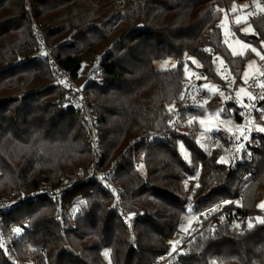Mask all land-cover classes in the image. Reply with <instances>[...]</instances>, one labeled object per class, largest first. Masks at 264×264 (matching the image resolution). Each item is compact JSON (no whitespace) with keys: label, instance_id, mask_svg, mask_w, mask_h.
<instances>
[{"label":"trees","instance_id":"obj_1","mask_svg":"<svg viewBox=\"0 0 264 264\" xmlns=\"http://www.w3.org/2000/svg\"><path fill=\"white\" fill-rule=\"evenodd\" d=\"M30 1L46 44L78 80L82 55L111 37L105 27L108 11L99 5L104 0L97 5L89 0ZM249 1L138 0L136 12L131 8L130 24L99 58L95 78L80 84L98 120L101 165L115 162V180L124 187L126 202L142 216L130 232L111 208L103 186L82 178L65 196L70 206L84 202L75 228H62L55 221L54 204L45 198L25 201L3 215L0 231L28 225L14 243L22 264H153L184 232L179 223L186 204L199 213L219 202L240 200V207L256 210V202L264 196V134L257 130V124L264 125L260 117L264 99L254 120L258 145L252 147V159L234 169L229 154L235 132L228 139L220 137L209 152L196 144L195 121L170 141L144 140L162 129L165 104L179 95L183 65L191 63L186 56L196 58L213 77H217L213 58L218 56L239 80L249 52L232 55L216 21L222 8ZM259 2L262 11L249 18L254 34L242 36L257 47L264 43V0ZM29 15L24 0H0V199L44 183L56 186L91 162L82 123L73 110L57 107L65 89L55 83L46 60L31 58L38 41ZM68 36L69 41L62 43ZM167 58H175L177 65L166 70L154 67L155 60ZM220 104L211 101L207 109ZM204 111L193 109L189 117ZM222 113L232 114L238 125L237 108L225 105ZM177 141L189 152L188 162L177 150ZM141 152L143 170L133 163V154ZM224 154L228 162L220 163ZM193 174L197 184L188 190L185 181ZM212 263L264 264V223L255 222L241 232L221 225L209 237L191 240L175 262ZM0 264L19 263L9 261L0 248Z\"/></svg>","mask_w":264,"mask_h":264},{"label":"built area","instance_id":"obj_2","mask_svg":"<svg viewBox=\"0 0 264 264\" xmlns=\"http://www.w3.org/2000/svg\"><path fill=\"white\" fill-rule=\"evenodd\" d=\"M25 7L30 14L29 19L34 27V36L38 41L37 49L32 53L31 58L35 60H46L54 74L55 83L65 89V96L62 97L58 108L73 110L86 132L91 162L81 173H77L69 180H63L53 186L48 183L41 184L36 189L23 194L12 191L9 196L0 199V221L7 212L17 208L25 201L37 198H45L55 206V221L64 229L75 228L78 214L84 207V202L77 205H68L65 196L74 184L83 179L98 181L111 197V208L119 215L124 226L132 232L136 218L142 216L138 210L133 209L125 198V189L115 180V162L102 167V149L98 120L89 101V94L74 78L70 72L58 62V53L46 44L44 32L32 17V6L30 0H24ZM70 36L62 40L68 42ZM45 54H47L45 56ZM214 61L222 63L217 71V77L208 75L202 65H194L186 62L183 65L180 78L181 91L177 97L168 102L165 106V120L161 130L152 132L144 137L148 143L170 141L176 132H181L182 125L187 124L185 119L193 109H207L211 101L220 102V108L225 110V105H233L238 109V129L233 134L235 145L230 151L229 160L232 169L246 160H251L252 147L258 145V132L254 120L260 112V102L264 96V57L258 61L262 72L259 78H251L246 82L237 80L234 74L220 57L214 56ZM60 81L64 83L61 84ZM244 89L246 95L237 96L236 92ZM217 108V109H218ZM189 122V121H188ZM245 137H248L245 140ZM132 146L134 140H131ZM243 145V147H241ZM134 152V148H133ZM133 163L136 168L144 165L143 153L133 154ZM77 171V172H79ZM198 218L179 237L173 248L160 254L153 264H175L180 255L187 249L193 239H205L212 235L221 225L226 226L233 232H241L249 223L256 221V218L264 220V214L258 209L247 211L235 203V200L225 203L219 202L211 207L197 213ZM223 218V219H222ZM28 225H16L10 231H0V248L4 250L6 258L13 262L22 264L16 254L14 243L21 238Z\"/></svg>","mask_w":264,"mask_h":264},{"label":"rangeland","instance_id":"obj_3","mask_svg":"<svg viewBox=\"0 0 264 264\" xmlns=\"http://www.w3.org/2000/svg\"><path fill=\"white\" fill-rule=\"evenodd\" d=\"M89 1H91L93 4L98 2V0ZM170 1L175 2L179 0ZM180 1L184 2V0ZM137 2L138 0H104L99 4H104L105 9L108 11V18L106 19L105 27L108 31H110L111 37L104 41L100 47H97L82 55L83 67L81 73L78 76V81L80 83L87 78H95V74L98 70L99 58L110 48L111 43L121 33V30L128 27L130 23L127 19L129 18V15H131L130 10L132 8L133 11L136 12L135 6H137ZM261 11L262 5L259 0H250L249 2L243 3H232L227 8H222L220 10V14L216 21V25L220 29L222 40L232 55L244 56L249 52V56L245 60L244 68L240 73L239 80L241 82H246L251 78H259L262 74L258 65V61L264 57V43L261 42L260 47H257L242 37L244 35L254 34V29L252 24L249 22V18ZM235 26L238 29L237 31H234L233 29ZM207 34H210V32L208 31ZM185 59L191 61V63L194 65L200 64V62L192 56H186ZM176 65L177 60L175 58L157 59L154 61V67L158 70L170 69ZM221 65L222 63L219 61L213 62V68L215 70H219ZM236 95L238 97L246 95L245 90L241 88L236 92ZM261 115V119L264 120V112H262ZM185 121L187 122V125H189V122H196V144L205 152H209L216 145L218 142L217 140L220 137L223 136L224 138L228 139V137H230L233 132H236L238 129L235 117L232 114L224 115L220 108L206 109L203 114L197 117H189V122L187 119H185ZM184 126L185 125L181 126V132L186 130L183 128ZM262 127H264L263 123L257 124V130ZM185 132H187V130ZM260 133L264 134V132ZM176 147L182 158L188 162L190 160V155L189 152L184 148L183 142L177 141ZM226 154L222 155L220 158V160L223 159L224 163L228 162V157ZM140 168L143 170L144 165L139 167V169ZM196 184L197 176L194 174L185 181V187L188 190H191ZM238 204H241L240 200H238ZM255 208L258 209L261 214H264V196H261V198L256 202ZM197 218L198 214L192 210L191 205L186 204L185 213L180 219L179 230L182 229V231H186ZM257 218L255 222H260L257 220ZM255 222L249 224L253 225ZM249 224L247 227H249Z\"/></svg>","mask_w":264,"mask_h":264},{"label":"snow or ice","instance_id":"obj_4","mask_svg":"<svg viewBox=\"0 0 264 264\" xmlns=\"http://www.w3.org/2000/svg\"><path fill=\"white\" fill-rule=\"evenodd\" d=\"M253 50H255V49H253ZM235 54V53H234ZM47 54H45V56H46ZM60 83L61 84H63L64 82L63 81H60ZM258 131H260V132H264V127H262V128H259L258 129ZM248 139V137H245V140H247ZM241 147H243V145L241 146ZM220 163H223L224 161H223V159L221 160V161H219ZM225 203H228L227 201H225ZM223 219V218H222ZM257 220H259L261 223H264V220H261V218H257ZM251 227H253V225L252 224H249V228H251Z\"/></svg>","mask_w":264,"mask_h":264},{"label":"crops","instance_id":"obj_5","mask_svg":"<svg viewBox=\"0 0 264 264\" xmlns=\"http://www.w3.org/2000/svg\"><path fill=\"white\" fill-rule=\"evenodd\" d=\"M234 133V132H233ZM180 230H182V229H180ZM176 240V239H175Z\"/></svg>","mask_w":264,"mask_h":264}]
</instances>
